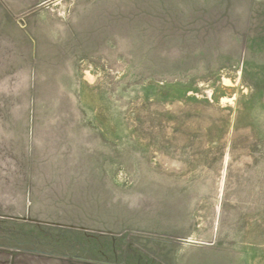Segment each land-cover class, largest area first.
<instances>
[{"label": "rangeland", "instance_id": "1", "mask_svg": "<svg viewBox=\"0 0 264 264\" xmlns=\"http://www.w3.org/2000/svg\"><path fill=\"white\" fill-rule=\"evenodd\" d=\"M0 264H264V0H0Z\"/></svg>", "mask_w": 264, "mask_h": 264}]
</instances>
